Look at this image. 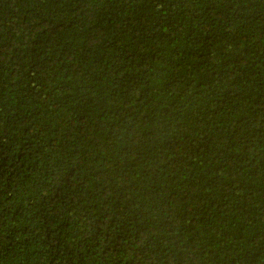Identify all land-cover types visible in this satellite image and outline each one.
Returning a JSON list of instances; mask_svg holds the SVG:
<instances>
[{
    "label": "trees",
    "instance_id": "trees-1",
    "mask_svg": "<svg viewBox=\"0 0 264 264\" xmlns=\"http://www.w3.org/2000/svg\"><path fill=\"white\" fill-rule=\"evenodd\" d=\"M0 264H264V0H0Z\"/></svg>",
    "mask_w": 264,
    "mask_h": 264
}]
</instances>
